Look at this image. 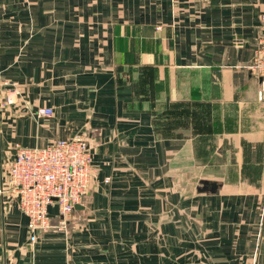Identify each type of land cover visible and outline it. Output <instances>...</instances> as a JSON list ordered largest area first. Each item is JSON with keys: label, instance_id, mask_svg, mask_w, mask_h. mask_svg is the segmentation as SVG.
I'll return each mask as SVG.
<instances>
[{"label": "crops", "instance_id": "obj_1", "mask_svg": "<svg viewBox=\"0 0 264 264\" xmlns=\"http://www.w3.org/2000/svg\"><path fill=\"white\" fill-rule=\"evenodd\" d=\"M263 29L264 0H0V264H264ZM76 136L90 188L33 241L8 160Z\"/></svg>", "mask_w": 264, "mask_h": 264}, {"label": "built area", "instance_id": "obj_2", "mask_svg": "<svg viewBox=\"0 0 264 264\" xmlns=\"http://www.w3.org/2000/svg\"><path fill=\"white\" fill-rule=\"evenodd\" d=\"M249 69L259 79L258 98L264 100V29L253 48ZM4 84L0 81V87ZM52 112L49 107H39L35 115L50 116ZM93 174L91 148L81 136L57 139L42 148L16 145L5 168L1 192L9 190L17 199L34 241L37 234L52 229L49 207L56 206L60 225L71 217L88 192Z\"/></svg>", "mask_w": 264, "mask_h": 264}, {"label": "water", "instance_id": "obj_3", "mask_svg": "<svg viewBox=\"0 0 264 264\" xmlns=\"http://www.w3.org/2000/svg\"><path fill=\"white\" fill-rule=\"evenodd\" d=\"M79 206H76V209H78Z\"/></svg>", "mask_w": 264, "mask_h": 264}]
</instances>
